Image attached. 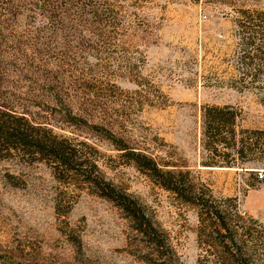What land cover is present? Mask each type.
<instances>
[{
    "label": "rangeland",
    "instance_id": "obj_1",
    "mask_svg": "<svg viewBox=\"0 0 264 264\" xmlns=\"http://www.w3.org/2000/svg\"><path fill=\"white\" fill-rule=\"evenodd\" d=\"M259 13L264 0H0V106L97 162L170 245L157 250L52 164L0 149V264H229L209 216L157 185L108 133L189 170L264 264V166H204L213 154L203 131L212 106L234 108L237 133L264 131Z\"/></svg>",
    "mask_w": 264,
    "mask_h": 264
},
{
    "label": "trees",
    "instance_id": "obj_2",
    "mask_svg": "<svg viewBox=\"0 0 264 264\" xmlns=\"http://www.w3.org/2000/svg\"><path fill=\"white\" fill-rule=\"evenodd\" d=\"M258 15L263 22L264 13ZM203 118L204 136L208 149L213 154L212 162L204 166L239 168L246 172L264 166L263 130L241 129L237 133V113L231 106L205 108ZM95 128L100 129L98 126ZM106 137L122 152L123 157L157 185L175 194L182 203L196 207L200 213L209 216L214 223L212 228L224 238L223 258L227 263L255 264V249L245 243L241 245L237 243V231L229 213L217 206L215 199L208 192L197 186L189 170L184 171L168 163L161 164L154 157L131 149L123 140H117L110 133ZM0 149L7 150L8 153L20 152L32 159L52 164L63 178L67 175L75 177V180L88 188L92 194L117 207L130 221L134 230L144 236L157 250L170 249L167 235L159 232L145 208L135 197L107 180L97 162L85 157L67 138L33 122L27 114L0 106ZM219 157L224 161L223 164L216 162ZM260 228L264 233V227ZM260 243L264 248V243Z\"/></svg>",
    "mask_w": 264,
    "mask_h": 264
},
{
    "label": "built area",
    "instance_id": "obj_3",
    "mask_svg": "<svg viewBox=\"0 0 264 264\" xmlns=\"http://www.w3.org/2000/svg\"><path fill=\"white\" fill-rule=\"evenodd\" d=\"M264 174L262 172H259V178H263Z\"/></svg>",
    "mask_w": 264,
    "mask_h": 264
}]
</instances>
